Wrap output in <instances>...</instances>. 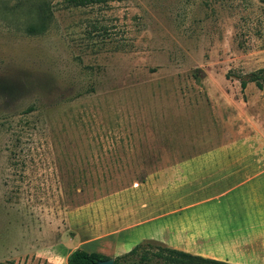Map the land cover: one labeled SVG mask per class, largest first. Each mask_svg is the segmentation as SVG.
<instances>
[{
    "label": "rangeland",
    "instance_id": "obj_1",
    "mask_svg": "<svg viewBox=\"0 0 264 264\" xmlns=\"http://www.w3.org/2000/svg\"><path fill=\"white\" fill-rule=\"evenodd\" d=\"M262 68L258 0H0V264H65L76 247L113 258L180 219L117 237L93 231L118 225L132 194L186 188L167 186L175 160L231 153L257 130L264 139V110L246 104L258 94L264 104V83L239 89ZM248 188L207 205L220 208L208 214L223 226L216 241L229 242L230 225L242 235L264 222Z\"/></svg>",
    "mask_w": 264,
    "mask_h": 264
},
{
    "label": "crops",
    "instance_id": "obj_2",
    "mask_svg": "<svg viewBox=\"0 0 264 264\" xmlns=\"http://www.w3.org/2000/svg\"><path fill=\"white\" fill-rule=\"evenodd\" d=\"M246 100L247 105L251 103V106L247 107L252 108L251 111L253 109L264 110V104L258 107L259 105L257 106L254 102L263 100L262 94H258L257 98L255 96V99H252L251 96L247 97ZM261 132L257 130L256 135L251 136V138L248 137L245 139L246 141L237 139L232 142L231 146L235 150L231 153L226 151L230 149V146H222L216 149L214 156L182 159L183 161L180 162L179 159L175 160L173 164L178 167L173 170L175 171L174 177L167 186L178 182L180 183L178 187L186 188L176 190L177 185L174 184L172 188L166 187L163 191L158 189L148 192L145 189L142 192H137L135 196L132 194L131 197L134 199H127V213L118 220V225L114 222L110 226L104 224L93 231H97L101 236L112 235L117 237L139 229L146 224H152L159 219L179 215L177 217L180 219L169 221L164 226H156L145 232L139 237L141 242L137 245L148 243L204 259L230 262L229 264H264V231L257 235L252 233L254 228L264 226V222L260 221L257 225L243 227L245 233L242 235L239 230L241 227H236L234 230V227L230 225V227L228 226L231 231L229 242L216 241L217 233L223 229V226H219L220 222L209 220L208 214L212 213L213 209L220 210V208L207 207L213 201L218 202L231 189L246 184L249 186L248 196L255 198L253 201L258 205H264V139L260 136ZM255 138L257 139L255 140ZM242 148H247L249 151L240 153ZM189 165H198L199 167L186 168L187 171L192 172L188 175L185 174L186 170L183 173L182 168ZM226 182L233 183L225 186ZM200 205L203 206V210L199 211V215L191 213L181 216L182 213L193 211ZM164 207L169 209L164 210ZM256 209L262 211L260 220L264 219V211L259 208ZM101 229L103 231L99 232ZM107 230L111 232L107 233ZM94 232H91L90 235ZM85 243L87 242H79L78 244L84 245ZM123 244L126 243L121 238L115 241L113 245L119 247ZM216 246L227 247L225 251H222L223 249ZM77 248L79 247L73 248L71 251ZM257 248L258 251L256 252ZM254 251L257 254H254ZM125 253L127 252H120L113 255V258ZM221 253L224 255H220ZM226 255H231V258Z\"/></svg>",
    "mask_w": 264,
    "mask_h": 264
},
{
    "label": "trees",
    "instance_id": "obj_3",
    "mask_svg": "<svg viewBox=\"0 0 264 264\" xmlns=\"http://www.w3.org/2000/svg\"><path fill=\"white\" fill-rule=\"evenodd\" d=\"M103 1L104 0H66L67 4L72 7H86ZM258 1L264 5V0ZM48 18L49 14H40L38 19L39 24L35 26L36 29L41 31L44 22L48 21ZM30 30L35 31V28L32 26ZM247 83H253L258 90H261L262 83H264V68L253 72L247 80L239 79V89L241 92L244 90ZM144 245L151 246V244L148 243ZM140 246L142 245H136L126 254L114 257L112 264H229L226 262L204 259L160 246H157L156 252L151 254H148L147 251H143L137 255V251L141 248ZM108 259L107 256L100 253L86 252L77 248L67 255L65 264H96L98 261H106Z\"/></svg>",
    "mask_w": 264,
    "mask_h": 264
},
{
    "label": "water",
    "instance_id": "obj_4",
    "mask_svg": "<svg viewBox=\"0 0 264 264\" xmlns=\"http://www.w3.org/2000/svg\"><path fill=\"white\" fill-rule=\"evenodd\" d=\"M113 263V258H109L106 261H98L96 264H112Z\"/></svg>",
    "mask_w": 264,
    "mask_h": 264
}]
</instances>
